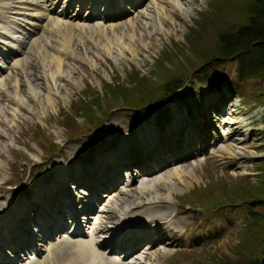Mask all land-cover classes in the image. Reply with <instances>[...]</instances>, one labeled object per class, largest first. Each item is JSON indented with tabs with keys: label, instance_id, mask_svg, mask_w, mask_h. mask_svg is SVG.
<instances>
[{
	"label": "rangeland",
	"instance_id": "374dc122",
	"mask_svg": "<svg viewBox=\"0 0 264 264\" xmlns=\"http://www.w3.org/2000/svg\"><path fill=\"white\" fill-rule=\"evenodd\" d=\"M106 1L111 4L118 0ZM152 1L138 0L135 2L136 7L128 10L133 12L120 11L121 18L132 16L133 25L117 33L126 38L132 34L135 36V53L126 49L121 55H114V51L112 54L107 53L101 47L107 43L106 38L109 35H103L99 39L92 36V39L99 40L98 47H93L85 40L84 47L73 44L66 54L59 55L63 61L60 66L62 77L58 81L55 79V86L43 75L44 68L46 73H50L55 70V65L41 64V60L49 59L48 53L43 55L40 42H36L32 46V52L28 54V66L24 70L32 87L37 90L38 97L24 101L31 108L23 106L14 116L11 113L15 105L8 103L4 94L14 95L13 77L16 73L20 78L16 90L21 98L25 96L27 89L17 68L14 74L9 72L11 79H8L2 89L3 96L0 94V109L5 108L0 115V160L3 174L0 177L3 178L0 179V201H4L6 206L5 201L9 203L11 198L29 197L32 183L38 182L41 176L50 174L47 171L53 169L55 163L74 169L75 165L85 166L81 171L86 173L88 168L96 174L101 168H93L92 165L98 154L108 157L101 150L110 151V141L114 139L117 142L122 135L142 134L146 127V130H150L149 135L153 134L151 126H161L159 124L168 117L169 108L164 107L167 101L169 106L186 107L190 104L199 119L191 127L195 134L181 139L183 133L180 130L172 132V136L165 135L162 142L168 151L165 157L168 161L171 151L177 145L182 141L194 140L195 148L188 142L189 150L193 153L177 160L178 168L183 172L180 176L189 179L190 184L176 183L173 176H170L173 173L171 165L163 161L158 167L153 166L143 171L141 177H135L127 189L121 185L123 191L119 187L111 191L114 197L103 199V211L99 217L104 219L102 224L113 226L125 207L144 199L136 192L141 181L147 183L153 179L165 180L170 176L169 180L181 189L179 192L175 189L169 192L171 198L169 197L170 201L165 208L170 211L172 220L180 221L185 242L164 254L161 264H241L250 255L258 252L257 238L264 231V79L247 77L238 81L234 58H214L213 54L218 45L216 43L220 31L243 22L244 6L248 0H185L184 13L177 9L171 10L165 5V31L145 25L148 18L145 19L140 14L142 12H138L150 6ZM71 2V8L82 4L76 11L71 12L81 9L83 15L91 16L89 24L99 18L100 14L115 13L114 10L106 8L101 0ZM122 3L126 5L125 0ZM97 7L101 12L95 11ZM152 14L150 21L154 23L155 12ZM50 31L52 33H44L48 40L46 49L49 53L54 52L51 49L57 47V42L62 41L65 33L64 29L56 26L51 27ZM73 32L75 36L77 31L73 29ZM201 72L212 77V80L201 83L195 78V74H202ZM179 74L185 75L186 81L184 80L185 83L178 93L163 99L166 101H155L162 102V112L145 110L142 114L135 115L144 105H148L141 93L153 90V98H157L161 92L160 84L172 75ZM148 81L152 82L153 88L150 90L145 84ZM45 88L50 90L48 95L53 101L52 105L43 101ZM210 90L212 94L206 97ZM211 97H215V104L208 103ZM133 100L139 102V107L129 104H134ZM235 102L236 105L232 104L233 113L221 112L223 105L227 109ZM205 103L208 105L205 106ZM212 105L219 107L217 112L221 113L213 111ZM87 106L89 108L86 110ZM152 114L155 119L154 116L151 118ZM95 120L100 121V124L96 125ZM144 120L151 126L145 124ZM136 122L145 125L134 128ZM155 135L160 137L159 132H155ZM227 142L237 143L233 146L234 152L248 151L253 155L240 164L223 149ZM151 148L144 150L146 157L156 149L153 147V151H149ZM92 156L95 160L90 163ZM105 166L107 163H104L103 167ZM50 181L52 179L46 178L45 182H39L38 185L42 187ZM157 186L151 193L148 190L149 193L156 191L164 195L170 185L169 182L160 181ZM249 198L258 200L254 201L251 208L257 212V219L254 221L245 213L250 206L245 201ZM35 201L36 199L31 200L30 207L23 216L30 212ZM144 204L136 210L139 225H143L141 218L148 219L147 211L152 209L147 203ZM166 209L151 213L156 218L160 212L169 213ZM144 259L141 258L142 262L138 264H143L147 260Z\"/></svg>",
	"mask_w": 264,
	"mask_h": 264
},
{
	"label": "bare ground",
	"instance_id": "6f19581e",
	"mask_svg": "<svg viewBox=\"0 0 264 264\" xmlns=\"http://www.w3.org/2000/svg\"><path fill=\"white\" fill-rule=\"evenodd\" d=\"M71 1L73 0H0V53L2 52L4 54H8L7 60L5 61L6 64H3L4 60L0 59V68L5 67L4 71L6 72L5 75L3 73L0 74V94L2 95L3 93L2 89L4 88L5 83L8 82L9 72L14 74L16 68L18 70V73H20L21 76L23 77L25 81L26 89H27L25 96L21 98L18 95L17 90H16L17 85L19 83V79H20L18 78V76H16L17 75L16 73L15 77H13V80H14L13 81V85H14L13 94L14 95L7 96L4 94L8 103H14L15 105V107L13 108L14 111L13 113H11L12 116L16 115L17 110L23 106H25V108L27 109L31 108L28 104H26V102L24 103V101H28L29 99H32V98L36 99L38 97L37 90H35L32 87L31 81L28 80L27 72L24 70V67L28 64V62H26L28 58V54H30V51L33 48L32 46L36 44V42L37 43L40 42V46L42 48L41 52H43V55L48 53L47 54V57L49 58L47 59L48 61L46 59H45L46 61L41 60V64L45 65L47 63L48 66H51V64L55 65L53 66L55 67V70H52L50 73H46L45 72L46 69L43 67L44 68L43 75L45 77H48L54 83V86L56 85L55 79H57L58 81L62 77L60 66L62 64L61 62L63 61L61 57H59V55L66 54L69 51V48H71L73 44H80L82 47H84V42L85 40H87L88 42L91 43L93 47H98L99 37H103V35L107 34L109 35V37L106 38L107 43L103 44L101 47L107 53H111L114 51V55H121L125 49L131 53H135L134 47H133V41H134L133 38L135 36H133L132 34L130 37L126 38L123 34L118 35L117 33L118 31L123 30V28H128V26L133 25L132 16L131 17L127 16L123 18L119 16L121 15L120 11L123 10V4L120 2L121 0L114 1L111 4H109V1L101 0L102 4L106 5V8L110 10H114L115 13H109V14L103 13L102 15L100 14V17L95 19V21L92 22L91 24L88 23L91 17H86L85 15H83V11L81 9L77 12H69L66 10V7H70L72 5ZM54 4H56L57 7H55ZM165 5L169 6L171 10L177 9L181 13H184L186 9L185 0H153L150 6H146L145 8H143L144 10L143 9L138 10V12H142L140 13L142 14V17L148 18V21L144 20L146 21L145 25L149 24L150 27H157L159 30L165 31L164 30L165 28L163 27V19H165V17L167 16ZM80 6H82V4H80ZM73 9H75V7ZM73 9H70V10L73 11ZM130 12H133V11L130 10L129 13ZM153 12H155V19H156L154 23L150 21L151 16L153 17V14H152ZM104 20H107V21H104ZM53 26L61 27L62 29H64L65 33L63 35L62 41L57 42V47H55L54 49H51L52 51L54 50V52L50 51L49 53L48 50L46 49V47L48 46V40L47 38H45L44 33L45 32L50 33L52 31V30L50 31V28ZM73 29L77 31L75 36H74V32L72 33ZM25 35H26L25 40H20L18 43L17 42L18 37L23 38ZM92 36H96L98 37V39L94 40L92 39ZM28 41L30 42L28 43V46H27ZM17 47H19V49ZM43 58H45V56ZM49 91H50L49 88H45L46 94H45V97L43 98V101H45L47 105H52L53 101H51L50 96L48 95ZM211 94H212L211 90L207 91L206 97H208V95H211ZM212 109L213 111L217 112V108L215 105H212ZM3 110H5V108H3L2 110L0 109V115H2L1 112H3ZM227 111H230V113H233V108H228ZM227 114L229 113L227 112ZM145 124L150 125L148 122H145ZM145 124L143 123L140 124L139 122H137L134 128H137L140 125L144 127L143 125ZM242 131L244 130L242 129ZM160 133L162 134L163 132H160ZM131 139L133 140L130 141ZM155 139H156L155 132H153V134L149 135V137H146L145 139L143 137L139 139H135L130 134L122 135L121 138L119 139L121 140V142H119V140L115 142L113 139L112 142L110 141V144L112 146L118 143L124 144L127 149L126 153L119 154V152L112 150L110 154L111 156H113L112 158L110 155L107 158L104 156L102 158H98V156H100L98 154L97 160L92 166L93 168H101V165L104 166V163L118 162L121 159H125V160L129 159L128 161H130L131 164H137L138 166L140 165V163H145L144 165H142V168H145V170H147L149 169L148 163L151 161L149 158L147 159L146 155L144 156V150L148 149L149 147L154 146L155 143H150V141L155 140ZM161 140H163V138ZM140 141L147 143L144 146V148L141 147V145H139ZM232 143L233 142H227L223 146V149L227 151L228 153H230L231 157H233L238 163L241 164L242 161H246L247 160L246 158L253 155V153L248 152V151H244V152L235 151L234 152L232 149H233V146H235L237 143L236 142L234 144ZM130 145H133L132 149ZM184 146L186 145H183V147ZM101 153L105 155V154H108V151L101 150ZM126 154H129V155L125 156ZM91 158L92 159L90 160V163L93 160H95L93 156ZM156 160L160 161L161 159L156 158ZM97 162H99L100 164ZM54 166L55 167L53 169H49L47 171V173H50L48 174L49 176L48 175L44 177L41 176L38 182L32 183L31 194H29L30 195L29 197L26 196L27 199L20 198L18 202H14V203H12V201L9 200L10 201L9 203L11 204L7 205L6 209L2 207L4 204V201H0V215L2 213H5V216H6L3 219V221H1V224H0L1 225L0 227L3 230L2 232L6 231V234H8L9 236L10 234L7 232V230L13 231L16 228L19 229L18 228L19 225H23L22 229L26 230L24 227L25 225L22 224L21 222L23 220H21L20 219L21 217H19V214H20L19 210L21 209L22 204L25 203L24 208L28 209L30 207L31 200L33 201L36 199V197L39 198L40 196L44 197L49 191H51V186H49V188H47V186L41 187L38 185L39 182L43 183L45 182L46 178H50L53 181L52 185H56V183L59 180L61 179L65 180L64 173L65 171H67V169H70V167H65L64 165H61L59 163H55ZM1 169H2V162L0 160V177H2L3 175ZM104 169L105 171L108 170L107 166H105ZM172 170H173V173L170 176H173L176 183L190 184L189 179L187 180L180 176L181 170L178 167L174 166L172 167ZM59 171H60V174L58 173ZM89 171H91L92 173L95 172L90 169ZM98 171H96V173ZM85 172L86 174L88 173V168H86ZM106 172H108V174L102 172L100 174L94 175L93 179L95 180L96 184L103 186V183L114 181L113 180L114 177L112 178L113 168H111V170H108ZM78 173L79 174L77 177H80L81 173H84V171H79ZM126 173H127V170H126ZM181 174H183V172ZM170 176H168L165 180H161V179L149 180L148 181L149 183L148 182L144 183L145 181H141V184H139L136 187V192L142 195L144 199L142 200L140 199L136 201L134 205L130 207L128 206L125 207L121 215L119 214L118 216L119 224L115 226L117 223L116 222L112 226V229H113L112 231L122 228V227H123V230L129 231L130 229L134 228L137 225V222L139 221L138 215H136L138 214L136 210L139 209V206H141L143 203L145 204L147 203L148 204L147 206L153 209V211L152 209L151 210L149 209L147 211L148 220L145 218L143 219L141 218V221H140L142 224H144L147 221L148 225H140V226L137 225V226L138 227L144 226V228L147 227L148 230L153 229V232L149 231L147 233L149 234L147 235V237L150 239L159 238L162 240L163 245L159 246V249L157 251L153 249V246L151 244H147L149 241L145 242L144 243L145 253H144L143 259L146 258L147 260L143 262V264H161V259L164 254H166L167 252L173 251L174 250L173 248L176 245L185 242L184 235L181 236V230L183 229V227L180 221L177 222V221L172 220L173 218H172V215H170V211L165 208L170 201L169 197L171 198L169 192L172 189L173 191L174 189L175 191H178L181 189V187H178L179 185L169 180ZM77 177H74V178H77ZM143 178L146 179L145 177ZM0 179L2 180L3 178H0ZM160 181L169 182L170 186L166 189L167 190L166 194L164 195L160 193L158 194L156 191L150 194L152 190L158 187L157 185ZM126 187H128V185H126L124 189H127ZM148 190L150 191V193ZM79 195L83 196L81 193H79ZM112 196L114 197V194L110 192L105 194V197H108L109 199ZM41 202H45L44 199L41 200ZM63 206L65 207L66 205H63ZM133 206L135 207V209H133L134 208ZM164 209H166L169 213L160 212V214H158L159 217H156V218L154 216L155 214H152L156 210L165 211ZM72 211H73L72 209L65 208L62 213L64 212L69 213ZM34 215L36 216V214ZM12 222H16L14 229L12 226ZM23 222L28 223V221H23ZM29 228H31L30 230H35L34 229L35 226L33 225L30 226ZM106 229H107L106 231H108V228ZM97 231H100V227L98 226V224H93V232H97ZM15 234L16 235L14 239L6 238L4 241L10 244L16 243L18 247L23 248L25 245L23 244V241L19 238L20 232H16ZM103 234L104 233H102V235ZM138 234L139 233H133V234H128V235L136 237ZM105 235L106 234H104L103 236ZM138 236H140V234ZM95 237H96L95 234L90 233V234H83L82 236L73 238L72 240L74 241V243L70 242L71 240H68V241L64 240L63 241L64 243L63 251L67 253L69 260L74 264H114L113 260H107L103 252L95 247L94 240H97V238L95 239ZM87 247H89V250L87 249L88 251L85 250ZM51 252L52 250L50 251V249L47 246L43 248L41 256H45ZM68 253H70V255ZM13 257L15 259H19V257L16 258L15 254H13ZM112 257L117 258L118 254L113 253ZM24 259H25L24 263L19 262L18 264L47 263L45 260L42 262H39V257H35V256L33 257V255L29 256V254H27L26 256L24 255ZM136 261L140 263L142 262L140 260H136ZM125 264H128V263H125Z\"/></svg>",
	"mask_w": 264,
	"mask_h": 264
},
{
	"label": "trees",
	"instance_id": "16d2710c",
	"mask_svg": "<svg viewBox=\"0 0 264 264\" xmlns=\"http://www.w3.org/2000/svg\"><path fill=\"white\" fill-rule=\"evenodd\" d=\"M216 44L218 45L216 46L217 48H215L213 57H233L236 61L235 75L238 81L247 77L264 79V0H248L244 6L243 22L234 27L229 26L220 31ZM201 73L202 74H195V78L200 82L203 83L212 80V77L205 75L203 72ZM143 78L148 79L147 77ZM184 80L185 75L181 76L180 74L172 75L170 78L164 80V82L160 84L161 92L158 93L159 96L157 98H153V90H150V88H153L152 82L150 83L148 81L145 84L150 91L141 93V96H144L143 99L145 98L147 100V106H151L153 103H156L155 101H161L170 97L182 86ZM132 102L134 104L129 103L131 106L139 107V102L137 100H133ZM88 108V106L85 107L86 110ZM95 122L96 125L100 124V121L95 120ZM254 201L258 200L249 198L245 201L250 205L249 209L245 210V213L253 221L257 219L255 216L257 212L251 210ZM257 245L259 247L258 252L254 255H250L247 260L241 264H264V231L259 234Z\"/></svg>",
	"mask_w": 264,
	"mask_h": 264
}]
</instances>
